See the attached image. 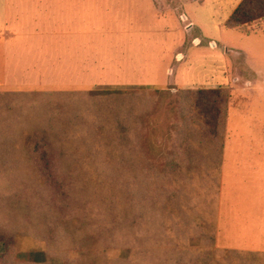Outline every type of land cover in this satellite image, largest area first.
I'll use <instances>...</instances> for the list:
<instances>
[{
  "label": "rangeland",
  "instance_id": "obj_1",
  "mask_svg": "<svg viewBox=\"0 0 264 264\" xmlns=\"http://www.w3.org/2000/svg\"><path fill=\"white\" fill-rule=\"evenodd\" d=\"M240 1L89 0L52 45L1 38L0 264H264V19L229 28ZM214 88L222 142L177 96Z\"/></svg>",
  "mask_w": 264,
  "mask_h": 264
},
{
  "label": "crops",
  "instance_id": "obj_2",
  "mask_svg": "<svg viewBox=\"0 0 264 264\" xmlns=\"http://www.w3.org/2000/svg\"><path fill=\"white\" fill-rule=\"evenodd\" d=\"M85 4L89 5V0H0V40H17L27 47L26 40L19 41L29 35L25 31H40L31 35L47 38L43 37L40 45H52L55 43L52 37L57 36L58 29L65 24L74 31L83 29L85 24L89 25V18L86 21L84 14L85 9L89 8H85ZM67 9L72 10V13L63 16L61 11ZM7 47V44H3L4 50Z\"/></svg>",
  "mask_w": 264,
  "mask_h": 264
},
{
  "label": "trees",
  "instance_id": "obj_3",
  "mask_svg": "<svg viewBox=\"0 0 264 264\" xmlns=\"http://www.w3.org/2000/svg\"><path fill=\"white\" fill-rule=\"evenodd\" d=\"M260 19H264V0H241L231 12L226 24L229 28H238ZM155 90L165 91L164 89ZM177 96L178 101L190 109L189 112H181L185 127L189 128L191 125H196L200 133L211 135L212 138L219 139L222 142L228 101L227 91L218 88L187 89ZM151 110L152 108L148 105L142 109V112L146 115ZM192 118L197 120L192 122ZM144 129L146 128L143 122L140 126L136 125L137 134L144 131ZM184 130L193 131V129L187 130L185 128ZM12 240V236L8 237L0 233V245L4 247L5 251L13 248L14 243ZM17 255V261H20ZM46 255L47 258L52 257L48 253Z\"/></svg>",
  "mask_w": 264,
  "mask_h": 264
}]
</instances>
